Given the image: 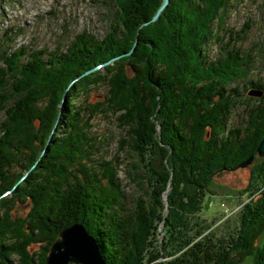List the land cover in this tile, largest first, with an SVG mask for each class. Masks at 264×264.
<instances>
[{
    "label": "trees",
    "instance_id": "16d2710c",
    "mask_svg": "<svg viewBox=\"0 0 264 264\" xmlns=\"http://www.w3.org/2000/svg\"><path fill=\"white\" fill-rule=\"evenodd\" d=\"M220 1L210 0L208 5H204V15L212 13L214 6L222 4ZM132 8L134 16L129 27L135 34V27L151 21L154 11L147 8L146 0H132ZM170 8L162 15L164 18L168 19ZM173 10H177L179 22L191 26L184 10L179 12L181 9L177 5L172 6L171 12ZM151 25L141 29L133 54L125 57L129 61L114 65L111 76L98 75L93 79V84L101 81L106 84L98 101L91 103L83 99L78 103L75 99L74 104H66L58 126L60 134L57 133L50 149H55V152L45 154H42L43 150L55 127L70 81L86 69L132 49L134 36L124 30L119 31L122 35L119 40L110 33L98 39L83 31L75 36L65 52H49L47 60L41 54L43 51L14 50L7 44L11 38L0 37V71L5 78L0 80V112L6 114L0 123V198L11 191L0 206V264H45L60 232L77 220L96 238L107 264H138L140 261L154 213L148 205H139L133 211L128 209L126 191L119 176L124 161L119 157L98 160L99 149L108 144V136L98 137L93 130V121L98 115L115 116L127 137L133 139L132 143L125 142L129 151H142L140 145L147 140L144 137L146 131L141 135L139 125L133 119L139 106L145 115L152 114L151 107L160 101L165 102V89L173 94V86L178 83L182 85H179L182 93L188 96L183 84L185 77L176 75L163 62L154 70L153 62L143 54L145 48L157 44L144 33ZM156 27L152 26L153 31ZM198 30V27L197 31L193 29L195 35L199 34ZM162 31L166 32V24ZM112 32H117V29H112ZM232 57L238 58L237 55ZM144 62L146 64L143 65ZM143 74L146 75L141 77ZM252 84L264 90V84ZM91 86L90 81L85 83V89L89 90ZM216 92L223 100H215L216 107L224 116L229 105L227 101L232 97L226 98L224 89ZM206 94L199 92L198 97L193 95L179 100L173 109L180 114V123L171 120L166 125L175 129L173 138L169 140L175 159L181 167L188 169L193 180L188 182L200 187L209 183L225 161L229 168H237L255 156L264 137V104L249 106L248 100L252 97H247L248 102L244 100L247 103H243L246 105L245 118L231 135H225V121L217 123L204 107L205 102L214 97L212 93ZM147 99L153 103L149 107L145 105ZM233 105L230 104V109ZM141 119L146 118L142 116ZM34 165L37 167L24 178ZM259 174L264 175V163ZM17 202L30 204L35 213L15 214ZM186 207H180L181 212L187 213ZM186 210L188 213L197 212ZM172 216L170 213L167 218ZM256 228L251 234L259 239L264 233L263 219ZM35 244L38 248L32 249ZM219 247V242L212 239L203 245L192 244L172 263L242 264L258 249L251 244L245 251L225 250L221 254Z\"/></svg>",
    "mask_w": 264,
    "mask_h": 264
},
{
    "label": "rangeland",
    "instance_id": "374dc122",
    "mask_svg": "<svg viewBox=\"0 0 264 264\" xmlns=\"http://www.w3.org/2000/svg\"><path fill=\"white\" fill-rule=\"evenodd\" d=\"M146 1L147 8L153 9L154 15L151 21L135 27L134 34V29L129 27L134 16L131 12L132 0H0V37L11 38L7 44L14 50L43 51L41 54L47 60L49 52H65L75 36L83 31L98 39L110 33L119 40L122 36L119 31L128 30L137 41L144 26L156 25L158 28L154 31L151 25L144 33L157 44L145 48L143 54L149 62H153L154 70L163 62L176 75L185 77L183 84L188 96L182 93L179 87L182 85L178 83L173 86V94L165 89V102L153 105L150 108L151 111L153 109L152 114L145 115L144 109L139 106L133 119L139 125L141 135L146 131L144 137L147 140L140 145L143 152L141 149L132 153L129 151L126 143H132L133 139L127 137L115 116L98 115L93 121L94 133L98 137L108 136V144L99 149L98 160L119 157L124 161L119 176L126 191L128 209L133 211L139 205H148L154 213L138 264H173V259L192 244L203 245L210 239L219 242L221 254L225 250L245 251L249 245H256V253L248 256L242 264H264V233L259 239L251 234L262 219L264 222V175L259 174L264 156L257 151L249 164L237 168H229L225 161L207 185L190 184L188 169L177 162L170 146L169 140L173 138L175 129L166 126L171 120L180 123V114L173 109L177 102L193 95L198 97L199 92L214 95L204 107L217 123L225 121V135H231L245 118V103L249 101V106L264 104V90L252 84H264V0H221L222 4L214 6L213 12L207 16L204 15V5H208L210 0H169L157 18L154 17L164 0ZM173 5L181 9L179 12L184 10L191 26L178 21L177 10L171 12ZM168 7L171 8L167 19L162 15ZM164 24L166 32L162 31ZM197 27L200 32L195 35L193 29L197 31ZM112 29H117V32H112ZM134 49L96 64L70 81L55 127L42 154L55 152V149H50L53 139L57 133L60 134L58 126L65 114L66 104H74L76 100L81 103L83 99L91 103L98 101L106 84L102 81L93 84V79L98 75L111 76L114 65L129 61L125 57H130ZM233 55L238 58L232 59ZM130 74H133L131 70ZM3 79L0 71V80ZM89 81L92 86L88 90L85 83ZM219 89L226 91V98L232 97L227 101L229 109L224 116L216 107V101H223L217 95ZM247 97L252 98L247 101ZM145 103L149 107L152 102L147 99ZM230 104H234L231 109ZM5 116V112H0V123ZM142 116L146 121L141 119ZM36 167L28 169L24 178ZM10 192L2 195L0 206ZM17 203L15 214L25 216L26 213H35L30 204ZM184 205L189 211L194 209L197 212L188 213L186 209L187 213L181 212L180 207ZM170 213L173 216L167 218ZM74 224L84 225L79 220ZM36 248L38 244L32 249Z\"/></svg>",
    "mask_w": 264,
    "mask_h": 264
},
{
    "label": "water",
    "instance_id": "95a60500",
    "mask_svg": "<svg viewBox=\"0 0 264 264\" xmlns=\"http://www.w3.org/2000/svg\"><path fill=\"white\" fill-rule=\"evenodd\" d=\"M169 0H164L160 10L154 18L166 7ZM135 41L132 50L137 45ZM258 153L264 156V137L258 146ZM254 156L244 161L240 166L249 164ZM75 262L78 264H107L101 254L97 240L89 234L84 225L74 224L63 229L58 239L52 245L45 264H68Z\"/></svg>",
    "mask_w": 264,
    "mask_h": 264
},
{
    "label": "bare ground",
    "instance_id": "6f19581e",
    "mask_svg": "<svg viewBox=\"0 0 264 264\" xmlns=\"http://www.w3.org/2000/svg\"><path fill=\"white\" fill-rule=\"evenodd\" d=\"M192 45V44H191ZM67 49V48H66ZM68 62V61H67ZM70 62V61H69ZM68 62V63H69ZM62 70V69H61ZM67 70V69H66ZM70 71V70H69ZM63 72H65V70H63ZM45 73V72H44ZM59 73V72H58ZM94 73V72H93ZM59 76H60V73H59ZM106 96V95H105ZM208 176V175H207Z\"/></svg>",
    "mask_w": 264,
    "mask_h": 264
}]
</instances>
